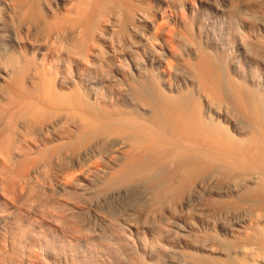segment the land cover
Returning <instances> with one entry per match:
<instances>
[{
	"label": "bare ground",
	"instance_id": "1",
	"mask_svg": "<svg viewBox=\"0 0 264 264\" xmlns=\"http://www.w3.org/2000/svg\"><path fill=\"white\" fill-rule=\"evenodd\" d=\"M0 264H264V0H0Z\"/></svg>",
	"mask_w": 264,
	"mask_h": 264
}]
</instances>
